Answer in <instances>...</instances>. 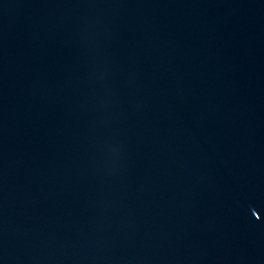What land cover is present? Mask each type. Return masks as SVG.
Listing matches in <instances>:
<instances>
[{
  "label": "water",
  "instance_id": "water-1",
  "mask_svg": "<svg viewBox=\"0 0 264 264\" xmlns=\"http://www.w3.org/2000/svg\"><path fill=\"white\" fill-rule=\"evenodd\" d=\"M0 264H264V0H0Z\"/></svg>",
  "mask_w": 264,
  "mask_h": 264
}]
</instances>
